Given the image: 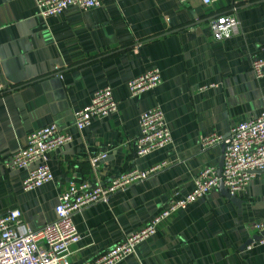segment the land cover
I'll use <instances>...</instances> for the list:
<instances>
[{"label":"crops","instance_id":"1","mask_svg":"<svg viewBox=\"0 0 264 264\" xmlns=\"http://www.w3.org/2000/svg\"><path fill=\"white\" fill-rule=\"evenodd\" d=\"M233 14L239 31L212 38L208 19ZM264 0H101L82 10L70 6L42 17L34 0H0V216L18 209L27 229L55 218L58 195L72 180L107 184L135 168L164 162L160 170L88 205L73 217L81 239L69 247V264L94 259L183 198L204 166H218L221 145L200 150L203 134L227 135L232 125L257 116L264 76ZM156 67L161 83L131 96L129 79ZM109 86L117 109L82 130L74 111ZM159 107L171 142L135 156L141 111ZM56 124L71 140L49 154L52 180L23 190L26 169L2 164L26 136ZM107 152L95 171L92 154ZM235 199L214 189L158 223L118 264H264V246L244 242L264 219V170L254 172Z\"/></svg>","mask_w":264,"mask_h":264},{"label":"built area","instance_id":"2","mask_svg":"<svg viewBox=\"0 0 264 264\" xmlns=\"http://www.w3.org/2000/svg\"><path fill=\"white\" fill-rule=\"evenodd\" d=\"M209 5L214 0H201ZM37 14L42 17L62 13L70 6L82 10L96 7L101 0H34ZM214 40H225L239 31V21L233 14H218L208 19ZM251 70L255 78L264 76V57H254ZM161 83L158 68L152 67L134 76L127 82L131 96L153 89ZM6 88L0 85V93ZM117 109V102L109 86L95 90L84 107L74 111V125L78 130L90 124L93 118H102ZM139 132L135 137V156H144L171 142V135L159 107L141 111L138 116ZM71 135L56 124L42 126L30 132L24 144L12 152L2 164L10 169H26L22 180L23 190H32L52 180L48 165L49 154L57 147L68 143ZM200 150L224 145L221 173L217 167L204 166L193 178V187L183 198L167 206L150 221L131 231L121 240L81 264H118L134 251L137 243L156 232L157 225L179 208H185L195 200L216 189L221 181L230 195L246 189L254 172L264 170V100L259 114L231 126L227 135L209 133L198 138ZM107 152L89 157L91 167L97 171ZM163 163L145 170L129 169L113 177L107 184H92L87 180H72L66 190L57 197L55 218L36 229H27L18 209L0 216V264H69V247L81 236L73 224V215L82 208L107 203L110 196L135 182L144 180L162 168ZM252 227L264 231V219ZM264 246V236L257 242Z\"/></svg>","mask_w":264,"mask_h":264},{"label":"water","instance_id":"3","mask_svg":"<svg viewBox=\"0 0 264 264\" xmlns=\"http://www.w3.org/2000/svg\"><path fill=\"white\" fill-rule=\"evenodd\" d=\"M223 151H224V145H221V156H220L219 163H218V166H217L218 175H220V173H221L222 162H223ZM217 189L221 190L223 192V194H225L226 196L231 197L232 200H234L236 198L235 196L230 195L228 193V191L223 186L221 181L219 182V185H218ZM263 236H264V231H261L257 235L252 236L251 238H249L248 240H246L244 242V247L250 246L254 242H258Z\"/></svg>","mask_w":264,"mask_h":264},{"label":"bare ground","instance_id":"4","mask_svg":"<svg viewBox=\"0 0 264 264\" xmlns=\"http://www.w3.org/2000/svg\"><path fill=\"white\" fill-rule=\"evenodd\" d=\"M105 159V158H104Z\"/></svg>","mask_w":264,"mask_h":264}]
</instances>
